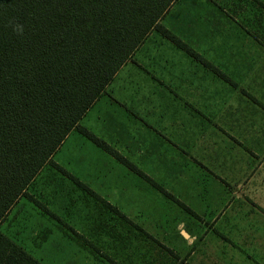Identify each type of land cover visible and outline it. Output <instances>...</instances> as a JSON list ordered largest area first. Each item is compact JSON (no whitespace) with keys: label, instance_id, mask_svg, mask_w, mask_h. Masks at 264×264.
<instances>
[{"label":"rangeland","instance_id":"rangeland-1","mask_svg":"<svg viewBox=\"0 0 264 264\" xmlns=\"http://www.w3.org/2000/svg\"><path fill=\"white\" fill-rule=\"evenodd\" d=\"M160 23L223 67L225 73L241 85L250 86L264 78V0H175ZM213 74L153 30L80 124L111 146L119 147L125 156L130 154L139 168L173 193L191 192L188 181L212 174L229 179L246 175L242 182L250 176V186L257 182L260 187V176L264 173V134L243 136L244 145L256 155L240 164L237 159L229 158L226 163L222 161L211 166L208 148L195 155L193 138L182 134L184 150L174 149L175 146L169 147L160 131L164 125L173 129L178 117L198 115L201 125L195 136L202 139L208 133L207 141L210 134L203 122L208 124L212 112L207 103V90L215 89L219 99L223 97L224 100L226 96L233 100L235 97V93L227 95L225 92L229 84L219 79L220 85L212 83ZM236 105L233 102V108L237 109ZM218 109L216 101L214 111L218 112ZM262 126L260 130H264V122ZM256 127L259 129V125ZM146 144L158 145L149 147L154 149L166 146L161 149L164 151L155 150L156 153L153 151L145 156L149 153ZM192 154L207 163L211 173L195 164ZM52 159L153 235H146L144 229L141 231L112 212L104 203L77 188L57 167L47 163L27 192L84 238L80 242L73 239L72 230L25 195L0 224L2 232L42 264H129L128 253L140 254L144 249L140 248L143 242H192L189 236L183 239L185 235L177 224L185 215L182 208L82 133L72 131ZM208 180L213 190L224 188L210 178ZM235 199L233 190L221 192L219 197L209 200L207 210H225L222 218L227 219L239 202L234 204ZM206 235V231L200 230L196 242L210 246L212 242H204ZM129 242H135L136 246L130 251L125 249ZM84 246L89 250L82 248ZM156 250L147 249L152 255H156ZM262 253V257L255 254L252 260L264 264V246ZM184 257L187 260L178 264H212L210 257L204 254L192 261L189 248ZM163 264L174 263L169 259Z\"/></svg>","mask_w":264,"mask_h":264},{"label":"trees","instance_id":"trees-1","mask_svg":"<svg viewBox=\"0 0 264 264\" xmlns=\"http://www.w3.org/2000/svg\"><path fill=\"white\" fill-rule=\"evenodd\" d=\"M175 0H0V224L47 163L122 218L119 208L52 157L77 130L158 190L117 149L80 124L121 67L156 30L226 77L160 20ZM228 79V78H227ZM0 264H42L0 230Z\"/></svg>","mask_w":264,"mask_h":264},{"label":"crops","instance_id":"crops-1","mask_svg":"<svg viewBox=\"0 0 264 264\" xmlns=\"http://www.w3.org/2000/svg\"><path fill=\"white\" fill-rule=\"evenodd\" d=\"M173 44L175 45V43ZM177 48L201 64L209 73L212 71L214 73L212 75L214 78L212 83L214 85L219 84V80L229 84V88H226L225 92L227 95L235 93V97L233 100L232 97H229L228 100V98L225 96L223 100V97L219 99L218 96L217 98L218 93L215 89L207 90V103L212 110L208 124L203 122V126L210 134L207 141L206 137L208 133L203 135L202 139H200L199 135L195 136V134L198 132V126H200L201 123L198 120V115L194 116L192 114V117H187L184 119H180L178 117L174 122L173 129H168L165 125L161 127L163 130L160 129V131H162L163 135L165 136L166 143L170 145L169 147L175 146L174 149L184 150L186 145L183 143V141H181L180 136L185 134L187 137L193 138V148L195 152H197L195 155L200 151L203 152V150L207 148L211 151L209 155V164L211 166H216L222 161L226 163L229 161V158L237 159V163L240 164V162H243L250 156L256 155L252 150H249L244 145L243 141H245V138L243 136L247 133L264 134V130H260L262 129V124L264 122V78H259L253 85L250 86L241 85L240 82L228 76L227 73H225V70H223V67L216 65L196 49L193 48L207 61L213 64L218 70H220V72L227 76L228 79L223 77V75L220 73L214 71L211 67L207 66L203 62L199 61L197 58L191 56L183 49L179 47ZM216 101L219 104L218 112L214 111ZM233 102L237 104V109L233 108ZM192 105L194 106V104ZM224 105L226 106L225 110L223 109ZM221 117L224 118L223 121H221ZM257 125H259V129H257ZM235 131L238 133H235ZM162 142L163 141H161L159 145ZM146 145L148 146L146 152L149 153H147L145 156L151 154V152L155 150H161L166 146V144H164L163 147L161 146L158 149H154L149 147H157L158 145ZM112 147L117 149L114 145ZM117 150L123 154L119 147ZM195 155H191L193 162L199 165L202 170H208V172L211 173L206 165L207 163L194 158ZM129 156L130 154H127L125 157L135 166H137L134 163L135 159ZM170 160L172 159L170 158ZM65 169L68 170L67 168ZM129 170L134 172L131 169ZM142 171L146 173L144 170ZM146 174L150 176L148 173ZM206 176L207 177H195L192 179V181H188L190 183L189 189L191 192L185 191L184 193H173L170 189H167L161 184V186L165 188V190H167L171 195H173L178 201L159 190V192L163 194L166 199L173 201L185 212L184 217L180 218L177 224L181 228V232L185 235L183 239L186 240V237L189 236V238L192 239V242H143L140 248L144 247V249L142 252H140V254L137 255L128 253L129 256L127 259L129 264H134L135 262L137 264H163L169 259L170 262L172 261L174 264H178L183 260H187L188 256L185 258L184 254L188 248L192 255V261H194L197 256L199 257L200 254H204L210 257L212 264H219L223 260V264H240V262L246 264H257V261L252 259H254L255 254H259L262 257V250L264 246V235H262V232L264 231V173L260 176V187H258L257 182L250 186V176L242 182V180L246 178V175H241L239 177L236 175L232 179H229V177H221L216 174ZM150 177L152 178V176ZM208 178H210L213 182L219 183L224 188H222V190H213V185H210ZM146 181L149 182L148 180ZM149 184L153 188L157 189L152 185V183L149 182ZM232 190L234 191V196L236 198L234 204H237V201L239 202L236 205V209H234L227 219H224L225 216L222 218V214L225 210L223 212L218 210L215 212H209L207 210V208H209L210 199H216L219 197L221 192ZM249 190L252 191L247 192ZM187 200H191L193 202L189 203ZM125 215L127 216V220L133 223L134 226L141 229V231L145 230L144 232L146 235H149L150 237L153 235L144 225L143 228L140 223H137L132 217L128 216L127 214ZM200 230L207 232V240L204 242H212L210 246L201 245L199 241L196 242V238L198 237L197 234H199ZM258 232H261V234H258ZM71 236L73 237V234H71ZM73 239L75 238L73 237ZM134 243L135 242L127 243V247L125 249L130 251L133 246L136 247ZM82 248L89 250V248L86 246ZM148 248H157L156 255H152L151 252H148ZM118 263L120 264V262Z\"/></svg>","mask_w":264,"mask_h":264}]
</instances>
